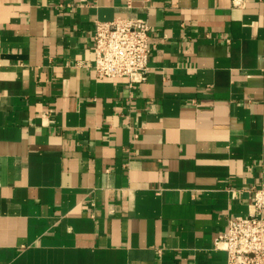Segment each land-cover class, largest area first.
<instances>
[{
  "label": "crops",
  "instance_id": "obj_1",
  "mask_svg": "<svg viewBox=\"0 0 264 264\" xmlns=\"http://www.w3.org/2000/svg\"><path fill=\"white\" fill-rule=\"evenodd\" d=\"M150 25L97 78L96 20ZM264 186V0H0V264H226Z\"/></svg>",
  "mask_w": 264,
  "mask_h": 264
},
{
  "label": "built area",
  "instance_id": "obj_2",
  "mask_svg": "<svg viewBox=\"0 0 264 264\" xmlns=\"http://www.w3.org/2000/svg\"><path fill=\"white\" fill-rule=\"evenodd\" d=\"M232 1L237 5L243 0ZM149 32L148 21L141 17L96 20L92 33L94 75L143 81L151 51ZM249 191L252 211L229 216L226 228L214 240V247L225 252L226 264H264V186L253 185Z\"/></svg>",
  "mask_w": 264,
  "mask_h": 264
}]
</instances>
